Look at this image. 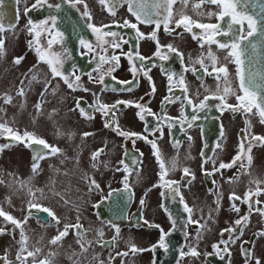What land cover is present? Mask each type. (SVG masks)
I'll list each match as a JSON object with an SVG mask.
<instances>
[{
  "label": "flooded vegetation",
  "instance_id": "flooded-vegetation-1",
  "mask_svg": "<svg viewBox=\"0 0 264 264\" xmlns=\"http://www.w3.org/2000/svg\"><path fill=\"white\" fill-rule=\"evenodd\" d=\"M33 4H36V0H19V3L16 0H3L0 3V13L3 14L0 23L5 29L0 33V39L4 41L3 52L11 54V60H5L2 65L0 79H3L1 85L7 89L12 87L13 92L6 94L2 90V100L6 102V98L11 97L12 101L18 96H25V85H40V95L50 88L48 93L56 94L59 100L64 97L65 102L71 100L70 110L75 112L76 121L73 123L69 118L73 114L67 115L66 110L67 125L57 126L54 131L58 139L62 135L63 140L60 142L51 141L48 136L33 128L22 130L2 122L13 133L23 137L27 131L34 138L43 139L49 145L58 147L60 152L50 154L51 149L31 143L29 137L16 140L11 133L0 129V139L4 142H0V154L5 155L2 152L3 146L13 145L14 178L19 177L24 170L25 159L30 160L28 169L34 172V155L43 157L36 161L35 171L42 170L41 174H50L52 181L62 190L63 196H67L73 204L68 208L62 199L59 202L37 199L32 190L33 185L29 186L33 182L32 176L31 181L26 183L29 188L27 191H20L15 186L12 197L19 204L16 218L10 210L4 211L1 206L0 209L21 224L27 220L32 221L34 227L28 223L25 228L16 231L18 251L22 247V230L27 237L24 243L26 250L17 252L12 257L0 254V264H40V261H45L46 264H257V260L264 264V215L257 211L264 209V158L261 152L264 141L252 139L264 137V123H261L258 114L246 113L243 109L232 111L216 98L224 94L225 85L223 74H220L219 81L216 73L207 74L212 72L209 51L217 57V66L227 67V79L236 95H243L239 92L237 66L230 59H225L228 50L219 48L215 43L209 44L203 29L193 27V31L189 32L183 25H176V20L181 15L199 23H218L216 16H209L208 13H218L220 8L213 4H201V0H188L187 5L178 0L172 6L173 16L168 23L169 30L166 31L163 17L167 12L163 8L159 9V17H153L154 20L161 21L157 29L155 23L137 21L124 0H119L116 4L115 15L109 11L112 7L111 0H105L103 4L100 0H83L82 3H76L75 0H47L46 4L36 8L32 7ZM56 4L61 7L56 9ZM85 4L91 15L90 20L83 15ZM195 4H201V7L194 8ZM25 8L29 9L27 14ZM52 15L57 17L55 28L50 27L49 17ZM30 20L32 24H29ZM125 20L136 24L137 28L124 27ZM41 21L48 23L41 24ZM89 23L97 28L107 26L102 31L114 32L117 36H104L101 41L98 39L101 34L94 33L88 27ZM220 23L226 27L225 22ZM10 25L13 27H9ZM33 25L35 28L29 32L28 29ZM137 29L144 34L143 37L138 34ZM57 31L63 33L62 39L56 36ZM11 32L15 36L12 46L8 39ZM194 33L197 39H193ZM53 37L56 42L49 49L48 41ZM234 38L231 35L216 37L221 43H231ZM81 39L92 46L91 50L81 44ZM29 42H32V47H29ZM113 43H119L120 47H113ZM169 45L177 52L170 51L167 47ZM10 46L12 51L8 48ZM37 48L46 59H52L53 53L59 55L63 65L57 67L73 83L72 88L68 87L61 76H53L48 63L40 60L37 55ZM101 56L105 58L103 63L100 61ZM113 56L118 57V61L112 60ZM129 56L132 57L131 62ZM164 56L167 59H162ZM18 57L22 59L16 64L14 60ZM200 59L204 60V67L198 62ZM133 66L135 71L131 70ZM145 71L147 76L144 75ZM76 77H79L78 81ZM124 81L130 83H122ZM9 82L12 84L8 85ZM58 84L63 90L61 95L55 91ZM20 89L24 90V95L18 94ZM236 95H228L226 103L237 105L239 102ZM185 96L192 104L187 102ZM206 96L209 97L205 101L207 107L199 109L197 106ZM165 97L168 98L167 102H164ZM77 100L91 119L81 115L76 106ZM117 101L132 103L117 104ZM102 104H116V108L105 115L97 110ZM137 104L141 107H137ZM144 110H151L152 115ZM29 115L35 117V113ZM193 116L197 119L191 120ZM17 120L20 121V115ZM189 120L191 127L188 126ZM106 123L111 124V127H106ZM158 123L159 130H155ZM117 126L120 131L137 133L139 136L125 138L118 135L115 130ZM83 133L90 135L84 136ZM148 141L156 143L166 168H170V161L173 159L177 161L176 169L169 170L163 179L154 149ZM246 141L251 145L250 164ZM98 150L101 151L93 160L92 154ZM238 153L242 159H237L232 167L219 168L221 162L232 163L233 157ZM56 155L59 156V166L53 168L52 158ZM49 157L52 158L47 160ZM206 157L210 158L207 162ZM77 161L81 165L80 169L71 171L70 166ZM58 167L64 168V176L58 177ZM184 168L189 169L190 175L184 174ZM254 169L259 171L257 177L249 180L254 175ZM92 180H95L99 188L91 184ZM166 181L177 183L166 185ZM194 186L199 187L195 191L199 189L198 195L205 202H196L192 196ZM90 188L92 194L86 192ZM177 190L179 195H176ZM232 193L241 197V200H230ZM245 193L250 194L251 210L249 203L243 200ZM29 194L33 198L28 197ZM218 196L222 197V202L217 199ZM30 203L39 207L29 208ZM185 204L191 209L190 213L185 210ZM233 204L239 211L234 209ZM219 205L223 208V218L217 226L221 236L212 239L208 236L211 226L209 210L215 207L217 210ZM44 208L53 211L60 222L57 223L48 216L43 211ZM62 210L78 215L81 211L89 212L94 222L91 224L84 217L74 216L70 217L73 220L69 217L64 220ZM246 215V222L239 226L235 224L236 220ZM0 218L4 220L3 216ZM77 223L82 227H70L68 234L57 241L55 246L47 241L44 256H28V252L35 249L34 242L29 239H35L36 229H42L39 231L40 235H44L43 229L47 230L51 241L64 230L65 225ZM204 227L206 232H203ZM229 228L236 231H224ZM124 229L128 232V243L124 248H119L118 237ZM161 229L167 233V250L159 246ZM2 231L3 228L0 227V233ZM78 232L82 233V239L77 235ZM99 232L103 235L99 236ZM78 239L80 243H77ZM221 240L229 242L224 245L220 244ZM61 243L65 244L59 248ZM81 244L84 249L91 250L88 252L91 254L85 256ZM133 244L142 251H131L130 246ZM214 244L218 247L214 248ZM96 245L98 253L92 254ZM193 248L198 255L190 254ZM117 249L121 251L120 255H117ZM125 252L128 255H123ZM181 252L185 255L181 256Z\"/></svg>",
  "mask_w": 264,
  "mask_h": 264
},
{
  "label": "snow or ice",
  "instance_id": "snow-or-ice-1",
  "mask_svg": "<svg viewBox=\"0 0 264 264\" xmlns=\"http://www.w3.org/2000/svg\"><path fill=\"white\" fill-rule=\"evenodd\" d=\"M17 3H19V0H16ZM76 3H82L83 0H75ZM100 2L103 4L105 3V0H100ZM119 2V0H111L112 3V7L109 8V11L112 15H115V11L114 8L116 6V4ZM124 2H127L129 5V11L132 13L133 16L136 17L137 21L141 22V23H155L156 24V28L158 29L160 27V20H154V16L159 17L161 15V12L159 11V9L163 8L164 11L167 12V15L163 17V24H164V28L166 31H168V23L169 20L172 18L173 16V12H172V6L178 2V0H124ZM179 2H182L183 4L187 5L188 0H179ZM254 0H201V4L203 3H208V4H213L216 5L218 8H220V11L218 13H212L209 12L208 15L209 16H216V19L218 21V23L215 24H204V23H199L197 21H193L190 17L186 16V15H181V18L176 20V25L177 27H180L181 25H183L185 27V29L189 32L193 31V27L195 28H199V29H203L205 30V33L207 34V42L209 44L215 43L218 45L219 48L221 49H226L228 50V54L225 57V59H230L232 62H234L236 64V75L239 79V92L243 93V95H236L235 91L232 89L231 87V83L230 81L227 79L228 77V69L225 65H221V66H217V57L211 52L209 51L208 53V59L211 60L212 62V72H207V68H205V71L207 72L208 75H212V73H216V79L217 81H219L221 79V75L223 74V79H224V85L225 87L223 88V95L216 97L217 99H219L221 101V104L224 107L230 108L232 111H238L240 109H243L246 113H251V114H258L261 118V123H264V74L261 73H255L252 71H249L247 77H245L244 75V71H243V64H244V55L247 52V48L245 47V42H248V46L251 47L253 49V51L256 48V44L253 43L250 38L254 37L256 34H260L261 36H264V15H261L259 18L253 14H251L249 11H247L248 6L253 3ZM0 3H3V0H0ZM47 0H36V4H33L32 7L36 8L38 6H42L43 4H46ZM201 4H195L194 8H199L201 7ZM75 6V5H73ZM49 7H53V5H49ZM54 7L56 9H59L61 6L60 4H56L54 5ZM85 7V11L83 13V15L85 17H87L89 20L91 19V15L90 13L87 11V5H84ZM25 14L28 13L29 9L25 8ZM3 14L0 13V19H2ZM18 16V13H17ZM49 20L51 21V28H55L56 25V20L57 17L55 15H52L49 17ZM220 22H225L226 27L224 26V24L220 23ZM48 21H41V24H47ZM29 24H32V21H29ZM124 27H131L136 29L137 25L136 24H131L128 20L124 21L123 24ZM9 27H13L12 25H10ZM88 27L91 28L93 30L94 33H100L101 35L98 36V39L103 41V37L104 36H112V37H116L117 33L114 32H103L102 28L103 27H107V26H102V28H97L95 26H93L92 24H88ZM35 28V25H33V27L29 28V32H32L33 29ZM4 26L2 23H0V33H2L4 31ZM138 34L143 37V33H139V30L137 29ZM234 36L235 38L231 40V43H221L219 40L216 39L217 36ZM56 36H59L61 39L63 38V33H60L59 31L56 32ZM153 38L154 34H153ZM193 39H197L196 34H193ZM56 42L55 37H53V39L48 41V47L49 49L52 47V44ZM81 44L87 46L90 50L92 48V46L90 44H88L85 40L81 39ZM3 39H0V56L3 55ZM106 43V42H105ZM113 47H120L119 43H113L112 45ZM203 46V45H201ZM29 47H32V42H29ZM157 47L159 50V42L157 41ZM169 48L170 51L172 52H177L176 49L172 48L171 45L167 46ZM105 51L107 49H104ZM37 51V55L39 56L40 60L45 61L46 63H48L51 72L53 74V76H61L64 80L65 83L68 84L69 88L73 87V83L69 82V78L67 76L64 75L63 72H61L59 70V68L57 67L60 66L62 67L63 62L62 60L59 58V55L56 53H53L52 59H46L45 55L43 53H41V50L39 48L36 49ZM66 51V50H65ZM157 54H159V52H157ZM179 54V53H178ZM182 55V54H181ZM138 56V53H137ZM141 60L144 59L143 57H139ZM22 59V57H18L14 60V63L19 64L20 60ZM112 60H116L118 61V57L113 56L111 57ZM162 59H167V56L162 57ZM129 60L131 62L132 57L129 56ZM100 61L103 63L105 62V58L103 56L100 57ZM198 62L201 64L202 67H204V60L200 59L198 60ZM100 67V65H98V68ZM133 71H135V66H133V68L131 69ZM111 71V69L109 70ZM195 71V70H193ZM145 76L148 75V73L145 71L144 73ZM260 77L259 81L257 80V77ZM91 78V76H90ZM33 79H35V77H33ZM101 81L103 80V77L100 78ZM171 79V77H170ZM76 80H79V77H76ZM122 83H130L128 81H124ZM131 90V89H128ZM217 90H220V86L219 84L217 85ZM85 91H87V89H85ZM187 91L186 87H185V92ZM19 95H24V90L20 89L19 90ZM43 95V93H42ZM228 95H236V100L239 102L237 105H228L226 103V97ZM179 99V98H177ZM185 99L187 100V102L189 104H192V101L190 99H188L187 96H185ZM209 99V97H205L204 101H201L200 104L197 106L199 109H204L207 107V104L205 103V101H207ZM168 98L165 97V101L167 102ZM6 102H11V97H7L6 98ZM130 104L132 102H125V101H117V104ZM77 108L80 109V113L82 116H85L86 118L91 119L92 117L86 112V110L81 107L80 105V101L77 100ZM137 107H141L139 104L136 105ZM218 107H220V105H218ZM37 110L40 109V104L37 103L36 105ZM116 108V104L114 105H107V104H102L99 105L97 110L103 112L105 115L108 114L109 111H111L112 109ZM255 109V111H254ZM143 110V109H142ZM147 112V114L152 115L151 110H144ZM137 115H140V113H138ZM183 115V112H182ZM141 119H144L143 116H140ZM185 119H187V117H185ZM197 119V117L193 116L191 118V120H195ZM159 120V117H158ZM191 120L188 121V126L191 127L192 123ZM106 127H111V124H105ZM0 129H4L5 131L11 133L13 135V138L16 140H23L24 137H29L30 138V142L31 143H35V144H39V145H43V147L45 149H51V153L50 154H56L60 152V149L56 146H52L49 145L45 140L43 139H39V138H34L33 134L28 133L27 131L24 132L23 137H21L20 135H18L17 133H13L11 128H6L5 124L0 123ZM117 131L118 135H122L125 138L129 137V136H139V134L137 133H128V132H123L120 131L118 126L115 129ZM155 130H159V123L157 124V129ZM84 136H88L90 135V133H83ZM146 139V138H145ZM189 139H191V137H189ZM253 140L256 141H264V137H253ZM149 143L152 144V147L154 149V155L156 156V159L160 165L161 168V179L164 178V176L167 174V172L169 170H175L177 167V161L175 159H173L172 161H170V168H166L164 161L161 158V154L159 152V150L157 149V145L155 142L153 141H148ZM217 147H220V145H217ZM244 149V144H241V150ZM0 150H2V146H0ZM250 150H251V145H248V161L249 164L251 163V155H250ZM98 150L97 152H94L92 154V158L93 160L96 159L97 155L99 154ZM39 158H43V157H37L34 155L33 160V171L35 172L36 168H37V163L36 161ZM210 158H205V162H207V160ZM237 159H242L241 155L238 153V155L236 157H233V161L230 164H225L223 162L220 163L219 168L223 169V168H228V167H232L233 164H235ZM243 167V165H241ZM203 168V165L201 166ZM218 169H213V171H217ZM183 172L185 175H190L189 169L188 168H184ZM207 175H211L212 173H206ZM127 179V178H125ZM234 179V178H230ZM177 182L175 181H166L165 184L166 185H171V184H175ZM91 184L94 185L96 188H99V185L95 182V180L91 181ZM128 186L126 185V188ZM91 190V188L89 189ZM259 192V189L257 190ZM58 195V194H57ZM176 195H179V191H176ZM230 200H234V201H238L241 200V197L236 196L235 193H232L229 196ZM244 202H248L249 203V208L251 210V202H250V194L249 193H245V196L243 197ZM181 201L183 202V197H181ZM141 203H143V201H141ZM33 207H39V205L36 204H29V208H33ZM233 207L236 211H239V208H237L235 206V204H233ZM185 210L188 211L189 213L191 212V209L188 208V206L185 204ZM43 211H45L48 216H51L53 220H55L57 223H59V218L55 215V213L53 211H51L48 208H44ZM258 212H260L261 215H264V209H257ZM0 216H3L6 220L11 221L14 225H16L17 227L20 226L21 222L14 219L11 215H9L8 213L4 212L2 209H0ZM27 219V217L25 218ZM248 219L247 215L244 217H241L240 219L235 221L236 225H242V222H246ZM193 223H196L195 221H192ZM114 226V225H113ZM175 226V225H174ZM70 227H75V228H81L82 225H80L79 223H77L76 225H65V228L63 231L59 232V234L55 237L52 238V240L50 241L51 243H56L57 241L61 240L64 236H66L68 234V229ZM155 227L159 228V225H155ZM224 231H227L229 233L236 231V229L234 228H229V229H225ZM119 232V228H117V233ZM264 234V233H262ZM77 235L79 237H81L82 239V233H77ZM99 236H102L103 233L99 232L98 233ZM167 233H164L163 230L161 229V236H160V241H159V246L165 248V250H167L168 245L165 243V237H166ZM27 241V237L25 236L23 230L21 231V251H24V243ZM229 241L227 240H221L220 244H224L227 245ZM77 243H80V240L78 239ZM131 247V251L135 252V251H142V249H137L136 246L133 244L130 246ZM156 245L153 246V248H155ZM214 248L218 247V245H213ZM81 248L82 250L86 251V249L83 248V244H81ZM227 250V249H225ZM36 251H39V249H37ZM192 256H196L198 255L197 251L193 248L191 249V253ZM34 253L33 252H28V256H33ZM117 255H120V253H118ZM123 255H128L127 252L123 253ZM185 255V253L181 252V256ZM19 258V257H18ZM40 264H46L45 261H40ZM257 264H260L259 260H257Z\"/></svg>",
  "mask_w": 264,
  "mask_h": 264
},
{
  "label": "rangeland",
  "instance_id": "rangeland-1",
  "mask_svg": "<svg viewBox=\"0 0 264 264\" xmlns=\"http://www.w3.org/2000/svg\"><path fill=\"white\" fill-rule=\"evenodd\" d=\"M10 39V45H13V40H15L14 32L10 33V36L8 37ZM8 47L9 49L12 48ZM10 53V51H6ZM5 60H11V54H6L3 52V55L0 56V72L2 69V65L5 62ZM11 65V63H9ZM3 80V79H2ZM0 79V123L4 122L6 124H9L10 126H16L21 128L22 130H28L30 128L35 129L36 132L41 133L44 136H48L49 139L53 142H60L63 140V137L61 135V138L58 139L54 131H56L57 126H60L64 124L67 125V119H66V110L67 115L73 114L70 119L76 121V114L74 111L70 110L71 100L68 102H65L66 97H64L62 100H59L56 96V94H49L48 90L45 91L42 95L39 94L40 91V85L33 86V85H25L26 88V95L22 97H16L11 102H4L2 100L3 94L2 90H4V93L12 94V87H9L8 89L3 87L1 85ZM12 81V80H11ZM12 82H9L8 85H11ZM53 86H51L52 88ZM58 89H55L60 95L62 94V88L61 85L58 84ZM63 102V103H62ZM37 103L40 104V109L37 110L36 105ZM65 103V106H64ZM29 113H35V117H32L29 115ZM17 115V117H16ZM20 115V121L19 119ZM69 119V121H70ZM260 129V128H258ZM0 142L3 144V140L0 139ZM249 141H246L245 148L247 150ZM13 145H7L3 146V153L5 155L0 154V206L5 211L10 210L11 213L16 218L17 216V205H19L16 201L13 200L12 193L15 186H18L20 191H27L29 188L26 186L27 181L30 180V177H33V182L30 183L29 186L33 185L32 190L34 192V195L37 199H43L46 201H52V202H59L61 199L65 203V205L69 208L72 207L73 201L67 198V196H63L62 190L57 186V184L52 181L51 175L46 174L45 172H42V170H37L35 172H32L28 169V164L30 162L29 159H25L24 162V170L20 174L19 177L14 178V161H13ZM264 147H261L262 152V158H264ZM52 157L47 158V160L51 159ZM53 168L59 166V156H53ZM179 164L181 162L179 161ZM81 165L80 163L74 162L72 166H70L71 171H78L80 169ZM64 168L58 167V177L63 175L64 176ZM254 175H252L249 180L255 179L257 177V173L259 172L257 169L253 170ZM3 173V174H2ZM31 181V180H30ZM198 186L193 187L192 196L196 199V202L198 204L205 202V199H201V197L198 195L199 189L195 191V188ZM199 188V187H198ZM89 194H92L91 190L86 191ZM58 194V195H57ZM85 196H87L85 193H83ZM28 197L33 198L31 194L28 195ZM222 202V197L218 196L217 198ZM66 201V202H65ZM60 204V203H59ZM209 210V213L211 215V221H209L210 231L208 232V236H211L212 239L215 237L221 236L219 229L217 226L219 225V222L221 221V218H223L222 211L223 208L219 205ZM82 209V208H81ZM63 211V212H62ZM61 213L65 217L64 220L69 219L73 220V218H70L71 216L74 217H84V220L90 221L91 224H93V218L91 216V213L89 212H82L79 213H71L67 212L65 210H62ZM24 212L20 215H23ZM32 224L30 225L32 228L34 227V223L30 220H27L20 224V227H17L14 225L11 221H8L4 218H0V227L3 228V231L0 233V254L2 256L6 257H12L17 252H24L26 250V245H24V251H21L19 248V251L17 249L16 244V231L20 228L26 227V224ZM29 225V224H28ZM102 226V225H101ZM103 227V226H102ZM36 237L35 239L30 238L29 240L33 241V247L35 249L32 250L34 253V256H44L47 251V241L49 240V234H47V230L43 229L44 235H40L39 231H42V229H36ZM207 230L204 227L203 232H206ZM119 241V248H124L126 244L128 243V232L124 229L121 231L120 236L118 237ZM51 243V242H50ZM56 243H53V246H55ZM65 243L59 244V248H61V245H64ZM22 248V247H21ZM39 249V251H36ZM68 250L71 251L70 247L68 246ZM92 254L98 253L97 245L95 248L92 249ZM118 250V249H117ZM62 252V251H60ZM91 250L85 251V256H88L91 253ZM121 251L118 250L117 254ZM102 255V253H100ZM100 255V256H101ZM104 256V255H102Z\"/></svg>",
  "mask_w": 264,
  "mask_h": 264
},
{
  "label": "water",
  "instance_id": "water-1",
  "mask_svg": "<svg viewBox=\"0 0 264 264\" xmlns=\"http://www.w3.org/2000/svg\"><path fill=\"white\" fill-rule=\"evenodd\" d=\"M247 11L258 18L264 15V0H254V2L248 6ZM250 40L256 44V48L253 51V49L248 46V42H245L247 52L243 57L244 64L242 66L245 77H247L249 71L264 74V36L256 34L254 37H251ZM259 79L260 77L258 76L257 80L259 81Z\"/></svg>",
  "mask_w": 264,
  "mask_h": 264
}]
</instances>
